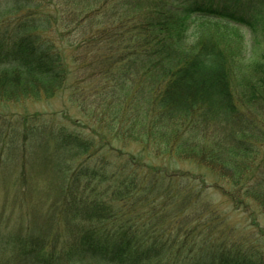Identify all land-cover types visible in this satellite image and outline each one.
<instances>
[{"label":"trees","instance_id":"16d2710c","mask_svg":"<svg viewBox=\"0 0 264 264\" xmlns=\"http://www.w3.org/2000/svg\"><path fill=\"white\" fill-rule=\"evenodd\" d=\"M263 40L264 0H0V101L69 86L103 131L44 114L0 120V180L21 183L0 201V264H264L259 248L213 234L204 174L144 160L194 161L227 181L236 208L264 213ZM48 160L58 185L36 194ZM31 204L46 206L41 218Z\"/></svg>","mask_w":264,"mask_h":264},{"label":"rangeland","instance_id":"374dc122","mask_svg":"<svg viewBox=\"0 0 264 264\" xmlns=\"http://www.w3.org/2000/svg\"><path fill=\"white\" fill-rule=\"evenodd\" d=\"M250 9L253 11L252 8ZM52 11L55 12L57 9L52 7ZM254 12H256V10H254ZM242 29L245 32L247 44H249L251 41V35L247 29ZM258 35V39L261 43V34ZM263 44L261 46H263ZM247 48L251 49V47ZM250 52H252V49ZM258 53L259 50L256 47L253 55H257ZM70 54L71 50L68 49L66 57L67 60L72 63L73 60L72 57H70ZM33 114L54 116L56 117V121L65 124L68 128H73L70 130L75 131L76 129H79L83 134H87L88 136H90L89 134H92L93 132L96 135L97 133L99 134V132H103L100 131L102 124L99 125L95 117L82 111L79 102L72 96V91L69 86H66L64 90H61L56 96L50 99L45 98L37 101L27 100L22 103H8L0 101V120L5 118L6 120L14 121L19 118L21 119L24 115ZM105 132L106 131H104V133ZM105 134L106 138L109 136L107 140L110 142V146L113 145L115 148L124 149L134 154L142 151V146L137 142L131 141L128 143V141L122 140L121 138L113 139V137L107 133ZM19 155H21V153H19ZM144 160L152 163L157 168L162 169L165 172L188 175L204 174L203 176L205 177L206 185L204 186V192L201 194V200L206 201L207 204L209 203V206H213L219 216V223L216 224L217 226L215 227V232L213 234L219 239L221 238V240L225 239L227 243L228 241H236L238 244H244L243 247L246 249L254 246L259 248L264 253V213L260 209L259 205L254 204L252 206H248L247 210L240 207L236 208V205L231 202V199L227 194L230 187L227 181L219 180L215 177V174L212 173L211 170L194 161L176 159L166 154H156L153 151L144 153ZM16 161L20 162L19 156H17ZM47 162L48 166L42 165V169H40L37 172V175L33 176V179L31 180V183H35L34 186L38 187L36 189V194L46 189H55L58 185V183L56 184V179L58 178V176H56L57 168L51 164L50 160ZM32 167L33 166L29 165V169H26L28 173H36V169L34 170ZM16 174L17 173H14V175ZM7 175L11 176V174ZM14 178L13 176H8L6 180L5 178L0 180V201H3L5 196H8V198L9 196H13L20 189L21 183L19 182V178ZM30 179L31 176H29V182ZM47 201L45 202V205H47ZM42 202H44V200ZM45 205H29L30 209H34L36 207L34 210V217L37 219L42 217L43 210L46 208ZM8 212V219H11V208ZM207 218H209V216H204V220H202V222H206ZM214 223H216V221H213L211 225L206 224L205 227L200 226L198 229L199 231L196 230L198 232L195 234L199 236L200 241L198 242L200 244H198V246H194L192 249L193 253L198 251L202 252L204 250L203 248L205 246H203L201 238L205 232H211L210 227Z\"/></svg>","mask_w":264,"mask_h":264}]
</instances>
